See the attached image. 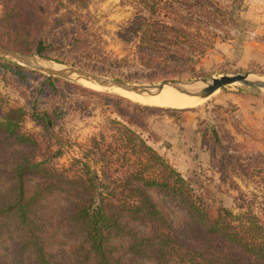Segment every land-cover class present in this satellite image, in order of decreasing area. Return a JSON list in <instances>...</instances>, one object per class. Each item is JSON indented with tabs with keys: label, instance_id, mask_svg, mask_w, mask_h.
<instances>
[{
	"label": "trees",
	"instance_id": "1",
	"mask_svg": "<svg viewBox=\"0 0 264 264\" xmlns=\"http://www.w3.org/2000/svg\"><path fill=\"white\" fill-rule=\"evenodd\" d=\"M90 2L0 0V46L58 63L87 61V68L99 73L134 68L152 81H164L195 76L221 38L215 0H132L135 12L116 33L127 53L119 58L107 53L88 27L84 11ZM0 72L23 81L37 74L1 60ZM61 84L104 99L117 117L105 121L80 158L57 168L45 155L52 152L49 141L25 131L26 109L10 106L0 92V140L24 148L13 164L10 197L0 203V224L5 218L18 222L23 252L39 264H52V246L37 216L57 197L65 203L61 222L80 240L69 247L78 264H264V213H256L246 200L238 212H214L144 138L148 117L162 107L135 105L52 77H46L40 91L64 96ZM58 110L62 119L68 109H35L32 117L53 128ZM224 152L218 167L222 180L233 172L264 192V154L243 158ZM63 155L59 144L53 156ZM154 190L176 203L183 213L179 221L154 201Z\"/></svg>",
	"mask_w": 264,
	"mask_h": 264
},
{
	"label": "rangeland",
	"instance_id": "2",
	"mask_svg": "<svg viewBox=\"0 0 264 264\" xmlns=\"http://www.w3.org/2000/svg\"><path fill=\"white\" fill-rule=\"evenodd\" d=\"M131 1L91 0L88 12L84 11V14H87L88 27L97 38H100V41L99 39L96 41L101 43L107 53L119 58L127 53L117 39L116 33L135 12L134 7L130 5ZM215 1L216 7L219 8L215 13L216 18L221 24L216 31L221 38L197 66L195 76L175 80L201 82L206 79L211 82L223 76L247 74L264 80V34L256 32L257 28L260 29L264 25V21L254 12L258 5L257 13H263V2L258 0L256 5L255 0ZM53 55L59 58L58 53ZM41 57L63 67L84 69L130 85L153 86L162 82L152 81L145 73L134 68L111 69L109 72L99 73L87 68V61H83L82 65H73ZM22 67L37 74L29 75L28 80L23 81L9 73L0 72L2 97L10 106L26 109L28 115L25 118L24 129L49 141L47 144L50 145L52 152L45 154L50 159L49 162L57 168L67 167L72 159L82 156L105 121L115 119L117 115L112 112L111 107L108 108L104 104V99L81 93L67 85L61 84L66 92L64 96L53 95L47 92V89L45 92L40 91L48 76L29 67ZM57 79L88 89L75 82ZM55 84L59 86V83ZM102 93L113 99L121 98L141 105L120 97L119 94ZM201 102L195 107L185 109L162 107L163 111L155 112L148 117V129L142 132L144 138L183 175L214 212L221 208L238 212L237 206L242 200H246L253 203L256 213L262 216L264 192L251 179H241L233 172L229 174L228 181L224 182L218 167L223 151L243 158L264 154V90L235 83L218 90ZM59 106H64L68 110L62 119H59L58 110L53 128H44L32 117L35 109L38 111L49 107L59 109ZM74 109L78 111L75 112ZM59 144L64 147V155L56 158L53 155L59 151ZM23 150L24 148L11 142L4 143L0 140V203L10 197L9 183L13 164ZM36 182L34 180L29 183L28 189L33 190ZM150 194L162 209L170 213L174 222L181 219L183 213L176 203L155 190ZM50 201L38 209L37 216V223L48 234L45 238L52 246L51 252L54 256L49 258V261L52 264H78L69 247L80 240L76 234L69 233L60 220L65 203L57 197L51 198ZM3 221L4 223L0 224V264H39L29 252H23L19 248L23 232L18 222L9 218Z\"/></svg>",
	"mask_w": 264,
	"mask_h": 264
},
{
	"label": "water",
	"instance_id": "3",
	"mask_svg": "<svg viewBox=\"0 0 264 264\" xmlns=\"http://www.w3.org/2000/svg\"><path fill=\"white\" fill-rule=\"evenodd\" d=\"M0 59L12 63H17L25 67H29L30 69L46 74L48 77H57L75 83H77L76 80L78 79H88V80H94L100 86L107 88H115L117 85H125L130 88V90H128L127 92L135 93L138 95L153 96L157 93L162 92L165 87L171 86V87H177L179 90L189 94L209 96L211 94H214L216 91L235 83H241L246 86L264 90V80L253 77L251 78L249 74L236 75L232 77L223 76L221 78L213 79L211 82L204 79L201 82L205 84V87L199 90H194V89H189L188 87L193 84H196L197 82H179L176 80H164L161 83L153 86H136V85L127 84L123 81L97 75L89 71H86L84 69H80L76 67H64L61 70L55 71L50 67L51 62L39 55L22 54L9 49H5L1 46H0ZM104 92L108 94H115L112 92H106V91Z\"/></svg>",
	"mask_w": 264,
	"mask_h": 264
},
{
	"label": "bare ground",
	"instance_id": "4",
	"mask_svg": "<svg viewBox=\"0 0 264 264\" xmlns=\"http://www.w3.org/2000/svg\"><path fill=\"white\" fill-rule=\"evenodd\" d=\"M50 67L55 71L64 68L63 66L58 65L54 62L50 63ZM76 82L88 89L98 92H112L115 94H119L134 103L151 107H167L175 109L192 108L198 105L201 101L213 95L211 94L209 96H202L197 94H189L179 90L177 87L167 86L162 92L157 93L153 96H147L127 92L128 90H130V88L125 85H117L115 88H107L100 86L94 80L78 79L76 80ZM203 87H205V84H203L202 82H197L196 84H193L188 88L198 90L202 89Z\"/></svg>",
	"mask_w": 264,
	"mask_h": 264
},
{
	"label": "crops",
	"instance_id": "5",
	"mask_svg": "<svg viewBox=\"0 0 264 264\" xmlns=\"http://www.w3.org/2000/svg\"><path fill=\"white\" fill-rule=\"evenodd\" d=\"M256 1H258V0H255V2H256ZM260 1L263 2V4H264V0H260ZM255 4L257 5V2H256ZM257 11H259V9H258V5H257V7H256V9H255V11H254V12H255V15H258V18H261V17H262V18H263L262 20L264 21V8H263V13L258 14ZM255 15H254V16H255ZM253 18H254V17H253ZM256 32H257L258 34H259V33H260V34H264V25L261 26L260 29L257 28V29H256Z\"/></svg>",
	"mask_w": 264,
	"mask_h": 264
}]
</instances>
